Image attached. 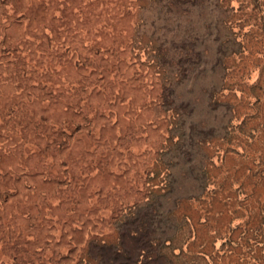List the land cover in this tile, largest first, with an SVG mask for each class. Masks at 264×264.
I'll list each match as a JSON object with an SVG mask.
<instances>
[{"label": "rangeland", "instance_id": "1", "mask_svg": "<svg viewBox=\"0 0 264 264\" xmlns=\"http://www.w3.org/2000/svg\"><path fill=\"white\" fill-rule=\"evenodd\" d=\"M229 236L264 248V0H0V264Z\"/></svg>", "mask_w": 264, "mask_h": 264}, {"label": "crops", "instance_id": "2", "mask_svg": "<svg viewBox=\"0 0 264 264\" xmlns=\"http://www.w3.org/2000/svg\"><path fill=\"white\" fill-rule=\"evenodd\" d=\"M218 246H216L215 251L211 254H205L203 252L201 255L203 262L207 264H264V248L253 247L255 251V258L246 257V248L240 244H237L235 238H220L217 240ZM256 249V250H255ZM257 251L259 255L257 257ZM218 255V260L215 261L214 257ZM214 256V257H213Z\"/></svg>", "mask_w": 264, "mask_h": 264}, {"label": "trees", "instance_id": "3", "mask_svg": "<svg viewBox=\"0 0 264 264\" xmlns=\"http://www.w3.org/2000/svg\"><path fill=\"white\" fill-rule=\"evenodd\" d=\"M127 232L129 233V235L131 234V237H138V235L140 233L138 228L127 229ZM146 236H151V232L146 233ZM150 243H153V240H149V244ZM144 247H146V245ZM144 247L143 248H139L141 252H146L147 251Z\"/></svg>", "mask_w": 264, "mask_h": 264}]
</instances>
